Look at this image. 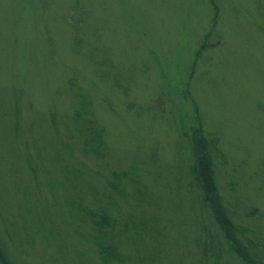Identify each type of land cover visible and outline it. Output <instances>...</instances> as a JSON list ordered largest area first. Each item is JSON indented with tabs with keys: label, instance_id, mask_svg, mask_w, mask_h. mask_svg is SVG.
Returning a JSON list of instances; mask_svg holds the SVG:
<instances>
[{
	"label": "rangeland",
	"instance_id": "obj_1",
	"mask_svg": "<svg viewBox=\"0 0 264 264\" xmlns=\"http://www.w3.org/2000/svg\"><path fill=\"white\" fill-rule=\"evenodd\" d=\"M198 127L237 248L264 264V0H0L12 264H248L202 199Z\"/></svg>",
	"mask_w": 264,
	"mask_h": 264
},
{
	"label": "trees",
	"instance_id": "obj_2",
	"mask_svg": "<svg viewBox=\"0 0 264 264\" xmlns=\"http://www.w3.org/2000/svg\"><path fill=\"white\" fill-rule=\"evenodd\" d=\"M191 133L196 155L195 179L203 193L202 199L211 207L215 220L221 228L224 237L228 240L231 249L235 251L241 258L245 259L248 264H253L251 259H249L246 254L242 253L240 248H237V243L234 240V227L230 220H228V218L223 213V209L219 201L220 199L217 196V185L213 168V159L211 155L212 150L215 148L217 139L215 137H206L200 127L196 128ZM92 221L97 224L96 220ZM97 246L100 245L97 244ZM110 251L111 250L109 247L100 250V252L105 256L113 255ZM0 264H12L4 252L1 243Z\"/></svg>",
	"mask_w": 264,
	"mask_h": 264
}]
</instances>
